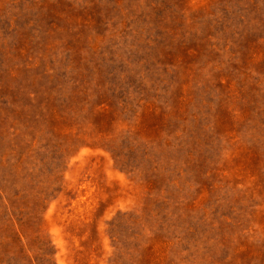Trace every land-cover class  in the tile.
<instances>
[{"label": "rangeland", "instance_id": "obj_1", "mask_svg": "<svg viewBox=\"0 0 264 264\" xmlns=\"http://www.w3.org/2000/svg\"><path fill=\"white\" fill-rule=\"evenodd\" d=\"M0 264H264V0H0Z\"/></svg>", "mask_w": 264, "mask_h": 264}]
</instances>
